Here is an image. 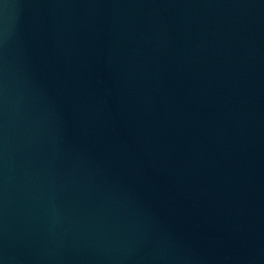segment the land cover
Instances as JSON below:
<instances>
[{
  "label": "water",
  "instance_id": "95a60500",
  "mask_svg": "<svg viewBox=\"0 0 264 264\" xmlns=\"http://www.w3.org/2000/svg\"><path fill=\"white\" fill-rule=\"evenodd\" d=\"M0 264H264V0H0Z\"/></svg>",
  "mask_w": 264,
  "mask_h": 264
}]
</instances>
